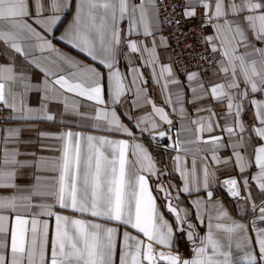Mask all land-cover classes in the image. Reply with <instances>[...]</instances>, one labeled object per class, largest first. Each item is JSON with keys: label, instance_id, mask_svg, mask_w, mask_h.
I'll list each match as a JSON object with an SVG mask.
<instances>
[{"label": "snow or ice", "instance_id": "obj_1", "mask_svg": "<svg viewBox=\"0 0 264 264\" xmlns=\"http://www.w3.org/2000/svg\"><path fill=\"white\" fill-rule=\"evenodd\" d=\"M68 15L59 40L89 62L53 44ZM192 21L199 22L189 31L200 51L184 44L194 55L188 53L182 81L173 67L182 59L162 65L158 49L170 47L162 34L166 26L174 27L179 45L181 36L187 38L182 23ZM0 42L25 60L34 50L55 54L45 57L50 66L29 61L44 73L39 84L17 73L14 63L0 64V106L24 121H55L47 105L62 100L65 112L91 119V128L127 137L41 132L59 141V156L33 162L6 146L18 143L21 132L7 129L0 153V264H264V0H0ZM122 60L130 74L121 70ZM141 67L151 68L171 114L148 96ZM33 91L42 93L39 108L27 102ZM68 93L89 102L93 114L81 112ZM129 102L132 108L150 105L151 111L137 117L118 113ZM246 109L251 123L243 118ZM172 115L180 121L175 128ZM122 117L134 120L141 135L171 140L182 192L203 189L206 198L182 206L181 190L171 191L175 186L152 187L149 180L160 170ZM220 165L237 169L239 178L229 176L223 185L244 202L242 212L250 209V223L233 219L214 198L211 185L219 182ZM28 167L55 175H35L31 186L22 187L16 180ZM252 181L262 194L259 204ZM155 191L163 193V204ZM194 219L206 223L204 235ZM177 233L189 242L188 256L177 249Z\"/></svg>", "mask_w": 264, "mask_h": 264}, {"label": "crops", "instance_id": "obj_2", "mask_svg": "<svg viewBox=\"0 0 264 264\" xmlns=\"http://www.w3.org/2000/svg\"><path fill=\"white\" fill-rule=\"evenodd\" d=\"M70 19H71V15H68L67 19L64 21L63 26H61L59 30L55 33L56 38L53 39V44L56 46V48L60 49V51L63 52L64 54L75 57L78 60L89 62V58L86 57L85 54L80 53L75 48H72V46L67 44L66 42L59 40L60 33L64 31V27L67 26V23ZM158 52H159L160 64L165 65L173 62L170 47L167 49L161 47L158 49ZM54 55L55 54L52 53H48V52L41 53L39 50H34V51H30L29 60H25V58L22 55L14 54L13 51L9 49L3 42H0V64L14 63L15 71L17 73L22 72L28 75L31 78L32 83L34 84L43 83L44 73L39 68H36L29 61L32 58H35L43 66H50L48 64V61L45 60V57H49V56L54 57ZM141 63L142 62L137 61V66H139ZM120 67L122 71H129L130 74L127 61L122 60ZM173 67L175 69L174 64ZM140 71L143 72L144 74L143 78L147 81L145 87L147 89V93L150 99L155 101L157 105L164 106L166 110H168L171 114L170 108H168V106L165 105L164 103V97L161 93L160 85L155 83V79L152 76L151 68L141 67ZM180 79L183 81L184 77H180ZM172 91L174 93L175 89H172ZM187 91L188 90L185 89V92ZM41 96L42 93L40 92H36V91L31 92L27 98L28 104L33 108H39L41 104ZM67 96L70 101L75 100L79 104H81V107L79 109L81 112L87 113L89 115L93 114V108L89 105V102L84 101L83 98L76 97L74 94L71 93H68ZM189 98H190V93H189ZM256 98H261V97L257 95ZM173 99H175L174 95H173ZM214 107L218 112L224 111V109L219 107L218 105H215ZM47 110L49 114L54 115L56 117L55 121H47L45 119L24 121L20 119L16 113L9 110V116H10L9 119L7 121L0 122V153H2V150L5 147L3 141L5 137H7L6 130L9 128H19L21 129V132L18 138L19 139L18 143H13L9 141V143L6 146L9 149L18 148L22 153L19 159L33 161V162L37 161L40 157L55 158L59 156V152L55 150L59 147V141L52 138L41 136L40 135L41 132L57 133L60 131L70 129L72 131H79L85 134L110 135V137L114 139L127 138L122 134H109L91 128L90 125L93 123L91 119H80L79 117H76L68 112H65L64 103L62 100L49 101L47 105ZM117 111L118 113L127 112L129 115L133 117H137L141 115H147L151 111V107L150 105H148L142 109L132 108L129 102L123 106L118 107ZM189 112L192 115V117L195 118L196 113L191 106H189ZM243 118L246 122L251 123L253 118L252 111L246 109ZM122 119L123 122L129 128H131L132 131L139 137V142L143 143L144 146L148 148L149 153L151 154L157 169L160 170L158 176H152L151 179L149 180V183L152 187L155 188L157 183L163 185L165 188H167L169 185L175 186L172 188L171 191L173 195H175L177 189L181 190L180 199L184 202L182 206H190L192 200L197 199L200 196H205L206 190L203 189L201 190L200 193H195V192H193L192 194L183 193L182 192L183 180L180 177L179 171L174 170L175 156L177 155V153H173V152L170 153L165 151L164 149L153 147L145 139L147 133L141 135L139 130L134 126V120H129L127 119V117H122ZM172 119L173 121L177 122V125L179 124L180 121L177 116L172 115ZM164 127H166V125ZM31 153H35V156L30 155ZM221 155L227 156L229 155V153L223 152L221 153ZM188 159L190 164L191 157H189ZM218 169L219 170L216 171V176L218 177V179L221 177H228L232 175L239 178L237 169L232 165H228V166L220 165L218 166ZM252 171L255 172L256 169L253 168ZM35 175H39L42 178H45V177L53 176L55 175V173H49L42 170L38 171L34 167L22 168L19 170L16 183L18 185H21L22 187L31 186L34 183ZM251 183H252V196L254 198V202L256 204H259L262 198V194L258 191L255 182L252 181ZM216 186L217 183H213L211 185V190H213L214 192V198L222 202L224 209L233 217V219L240 220L241 222L247 224L250 223V221L255 218L254 215L251 213L250 209H247L246 211L242 212V209L246 208L243 201L232 197L228 193V191H225L223 189L218 190ZM153 194L159 197V199L157 200L158 204H163L165 202L163 193L155 191ZM162 211L164 212L165 218L168 219L170 223L174 224V217L170 213H168L167 209L163 208ZM194 213H195V209L193 207L192 208L193 216ZM50 222L54 225V219ZM193 222L197 223L198 225L197 230L199 231V233L201 235H204L207 231L206 223L204 225H200L199 222L196 221L195 219L193 220ZM109 226L112 225L110 224ZM132 233L136 234L135 230H132ZM252 234L253 236L255 235L254 232ZM174 242L177 245V249L179 251L180 247L177 240V234L175 236ZM120 244L122 246V238ZM117 264H118V259H117Z\"/></svg>", "mask_w": 264, "mask_h": 264}, {"label": "built area", "instance_id": "obj_3", "mask_svg": "<svg viewBox=\"0 0 264 264\" xmlns=\"http://www.w3.org/2000/svg\"><path fill=\"white\" fill-rule=\"evenodd\" d=\"M165 2H167V0H165ZM198 23H199L198 21H192L190 23H182L181 30L183 32L187 33V38L181 36L180 37L181 43L179 45L177 44V41L172 38V35H171L175 31L174 27L166 26L165 30L162 33L164 36L168 37V42H169L170 50L172 53V60L178 61V60L182 59L181 63H174L175 69H176L177 73L180 75V77H184L182 72H181V69L184 67L185 64H187L189 62V60L191 58L188 55V53L191 52L194 55V51L192 49H188V50L184 49V44L185 43L192 44L194 46L195 51H200V48L197 44L196 36H194L192 34V32L189 31L190 28H195ZM178 53L180 55H177ZM9 117H10L9 116V109H5L2 106H0V122L7 121L9 119ZM177 126H178L177 122L174 121L173 128H175ZM164 128L166 130L167 126ZM145 139L153 147L164 149L165 151L170 152V153H172V152L176 153L170 147V145L172 143L171 140H167V139L161 140L159 138L153 140L148 133L146 134ZM228 177L219 178V182L217 183V186H216V188L218 190L223 189V190L227 191V188L223 185V180L228 178ZM233 177H236V176H233ZM177 240H178V244L180 247L179 248L180 254H182L184 256H188L190 254V247H189V242H188L186 236L182 233H177Z\"/></svg>", "mask_w": 264, "mask_h": 264}]
</instances>
